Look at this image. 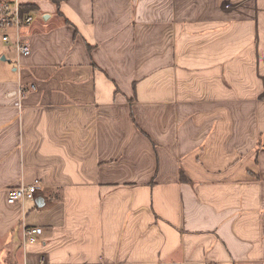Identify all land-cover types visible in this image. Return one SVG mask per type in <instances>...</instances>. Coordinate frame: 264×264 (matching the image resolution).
Here are the masks:
<instances>
[{"label": "crops", "instance_id": "1", "mask_svg": "<svg viewBox=\"0 0 264 264\" xmlns=\"http://www.w3.org/2000/svg\"><path fill=\"white\" fill-rule=\"evenodd\" d=\"M22 1L0 264H264V0Z\"/></svg>", "mask_w": 264, "mask_h": 264}, {"label": "built area", "instance_id": "2", "mask_svg": "<svg viewBox=\"0 0 264 264\" xmlns=\"http://www.w3.org/2000/svg\"><path fill=\"white\" fill-rule=\"evenodd\" d=\"M34 14L24 11L22 0H0V37L3 43L10 45L20 56H28L32 53L29 42L21 35V30L30 27L34 23ZM27 89L21 88L15 93L19 96ZM42 191L40 183L31 186H21L8 192L10 204L23 203L25 199L36 200ZM24 243H34L36 237L43 233V229H24ZM40 264H45L43 255L40 256Z\"/></svg>", "mask_w": 264, "mask_h": 264}, {"label": "rangeland", "instance_id": "3", "mask_svg": "<svg viewBox=\"0 0 264 264\" xmlns=\"http://www.w3.org/2000/svg\"><path fill=\"white\" fill-rule=\"evenodd\" d=\"M41 19V12L34 13V20L39 21ZM10 49L6 43H3L0 37V51L7 55L8 60L5 63L10 64L15 59V53L8 51ZM3 55H1L2 57Z\"/></svg>", "mask_w": 264, "mask_h": 264}, {"label": "trees", "instance_id": "4", "mask_svg": "<svg viewBox=\"0 0 264 264\" xmlns=\"http://www.w3.org/2000/svg\"><path fill=\"white\" fill-rule=\"evenodd\" d=\"M54 4H56L58 7L60 6V3L63 1V0H51ZM23 2V1H22ZM24 5V11H26V12H31L32 11V9H30L29 7H28V5H26V4H23Z\"/></svg>", "mask_w": 264, "mask_h": 264}]
</instances>
